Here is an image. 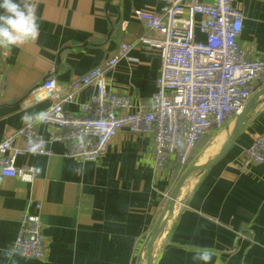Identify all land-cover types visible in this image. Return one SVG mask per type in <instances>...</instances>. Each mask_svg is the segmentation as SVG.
Here are the masks:
<instances>
[{"label":"crops","instance_id":"1","mask_svg":"<svg viewBox=\"0 0 264 264\" xmlns=\"http://www.w3.org/2000/svg\"><path fill=\"white\" fill-rule=\"evenodd\" d=\"M233 1L244 12L241 46L264 54V0ZM34 2L37 40L11 50L0 48V141L26 125L21 120L26 111L49 108L51 100L33 101L32 96L46 78L54 77L67 89L117 53L122 43L152 36L137 13L159 12L166 0ZM197 37L204 39L198 31ZM161 66L160 48L138 45L120 57L110 74V90L128 95L130 110L150 111ZM261 88L254 83L255 92ZM95 93V85L84 86L65 110L79 114L80 105ZM126 112L116 108L112 115ZM35 127L52 154L17 156V166L34 167L31 181L0 175V264H141L143 249L183 171L212 154L210 146L198 149L182 172L170 163L156 173L151 135H135L123 127L105 154L86 160L68 155L67 142L51 140V134L59 132L56 125L42 122ZM229 127L218 136V145ZM262 132L264 101L228 153L202 175L187 179L154 264H203L194 256L205 247L214 251L208 264H264V163L242 168L243 152ZM17 144L23 146L24 141L18 139ZM34 213L44 223L43 259L10 250L23 219Z\"/></svg>","mask_w":264,"mask_h":264},{"label":"built area","instance_id":"2","mask_svg":"<svg viewBox=\"0 0 264 264\" xmlns=\"http://www.w3.org/2000/svg\"><path fill=\"white\" fill-rule=\"evenodd\" d=\"M137 16L152 36L122 43L117 53L89 69L67 89L54 77L46 78L33 91V101L51 100L43 123L59 128L51 140L67 142L68 155L97 160L118 131L126 127L135 135L152 136L156 173L170 163L182 172L202 138L228 126L245 108L255 93L254 83L264 86V54L256 47L246 50L241 46L244 12L233 0H166L159 12L140 10ZM197 31L204 39L197 37ZM138 45L161 50L162 66L150 111L130 110V97L110 90V74L120 57ZM91 84L96 93L80 105V113L65 110V104L75 103L77 91ZM116 108L127 112L112 115ZM18 139L24 141L23 146L17 144ZM22 153L52 154L35 124L24 125L0 141V175L31 181L34 167L16 165ZM254 163H264V132L242 155L243 167ZM43 229L39 213L26 215L10 245L11 252L45 258Z\"/></svg>","mask_w":264,"mask_h":264},{"label":"water","instance_id":"3","mask_svg":"<svg viewBox=\"0 0 264 264\" xmlns=\"http://www.w3.org/2000/svg\"><path fill=\"white\" fill-rule=\"evenodd\" d=\"M263 101L264 86L252 95L245 108L234 117L224 141L220 144L215 153L209 156L203 163H196L188 166L182 173L143 249L141 264H154L155 254L160 246L165 229L174 215L176 205L181 202L179 195L187 179L189 177L193 178L192 176L202 175L206 170L219 162L228 153L233 141L252 117L257 106Z\"/></svg>","mask_w":264,"mask_h":264},{"label":"clouds","instance_id":"4","mask_svg":"<svg viewBox=\"0 0 264 264\" xmlns=\"http://www.w3.org/2000/svg\"><path fill=\"white\" fill-rule=\"evenodd\" d=\"M34 0H0V48L11 50L25 43L35 42L39 36V23ZM48 113L25 112L21 120L26 125L39 124L46 120ZM214 251L201 248L194 259L203 264L212 260Z\"/></svg>","mask_w":264,"mask_h":264},{"label":"rangeland","instance_id":"5","mask_svg":"<svg viewBox=\"0 0 264 264\" xmlns=\"http://www.w3.org/2000/svg\"><path fill=\"white\" fill-rule=\"evenodd\" d=\"M233 119H234V117H233ZM231 122L229 123L230 125H231ZM225 129H226V127L221 128V129H219L217 131H213V132L205 135V137H203V139L199 143L197 149L195 150V153L198 151V149H202V148L205 149V148H208V146H210V149L212 151V154L215 153V151L217 150V148L220 146V144L218 145V141H219L218 136L220 135V133H225ZM211 142H215L216 144L212 147V145H210ZM212 154H210L208 156H211ZM242 168H243V166H242Z\"/></svg>","mask_w":264,"mask_h":264},{"label":"trees","instance_id":"6","mask_svg":"<svg viewBox=\"0 0 264 264\" xmlns=\"http://www.w3.org/2000/svg\"><path fill=\"white\" fill-rule=\"evenodd\" d=\"M204 137H205V136H204ZM202 139H203V138H202ZM200 142H201V141H200ZM198 145H199V144H198ZM196 149H197V148H196ZM196 149H195V150H196ZM194 153H195V151H194ZM194 153H193V155H194ZM193 155H192V156H193ZM191 159H192V157L189 159L188 164H189V162L191 161ZM187 166H188V165H187ZM187 166H186V167H187ZM183 172H184V171H183Z\"/></svg>","mask_w":264,"mask_h":264}]
</instances>
